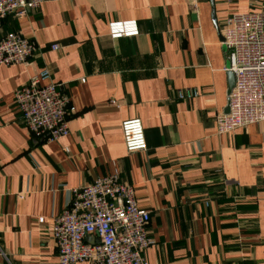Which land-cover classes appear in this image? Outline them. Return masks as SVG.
<instances>
[{
  "label": "crops",
  "instance_id": "crops-1",
  "mask_svg": "<svg viewBox=\"0 0 264 264\" xmlns=\"http://www.w3.org/2000/svg\"><path fill=\"white\" fill-rule=\"evenodd\" d=\"M259 11L264 0H44L6 19L0 37L18 33L38 51L0 66V264H58L54 218L73 190L113 173L149 213L148 264H264V122L216 130L227 103L221 24ZM116 22L138 34L111 39ZM43 68L76 110L51 143L30 136L13 98ZM188 89L198 97L176 98ZM131 119L144 152L124 149Z\"/></svg>",
  "mask_w": 264,
  "mask_h": 264
},
{
  "label": "built area",
  "instance_id": "built-area-1",
  "mask_svg": "<svg viewBox=\"0 0 264 264\" xmlns=\"http://www.w3.org/2000/svg\"><path fill=\"white\" fill-rule=\"evenodd\" d=\"M43 2L0 0V30L9 17L24 16ZM220 28L226 72L234 77L227 95L228 113L216 118L218 134H225L264 122V11L229 15ZM108 29L113 40L138 34L135 22L111 23ZM37 51L33 41L18 33L1 36L0 66L24 64ZM65 89L43 68L14 92V105L30 136L51 143L68 135L67 120L76 110ZM198 95L196 89H188L179 91L176 98L191 101ZM120 131L127 153L146 150L139 119L122 122ZM149 220V213L137 207L134 189L113 173L73 190L48 237L55 245L58 264H148L143 253L154 245L148 235ZM87 236L91 242L85 241Z\"/></svg>",
  "mask_w": 264,
  "mask_h": 264
},
{
  "label": "water",
  "instance_id": "water-1",
  "mask_svg": "<svg viewBox=\"0 0 264 264\" xmlns=\"http://www.w3.org/2000/svg\"><path fill=\"white\" fill-rule=\"evenodd\" d=\"M210 1H211V0H210ZM212 20H213V22L215 23V20H214V17H213V16H212ZM232 87H233V75H232L231 73H228V74H227V95L230 93ZM227 113H228V108H226L225 111H224V114H227ZM85 241H86V242H91L92 239H91L90 236H87V237L85 238Z\"/></svg>",
  "mask_w": 264,
  "mask_h": 264
},
{
  "label": "rangeland",
  "instance_id": "rangeland-1",
  "mask_svg": "<svg viewBox=\"0 0 264 264\" xmlns=\"http://www.w3.org/2000/svg\"><path fill=\"white\" fill-rule=\"evenodd\" d=\"M225 50V49H224ZM226 65H227V63H226ZM228 66H226V68H227ZM226 68H225V71H226ZM229 73V72H228ZM233 85H234V77H233ZM234 87V86H233ZM232 87V88H233ZM227 108V107H226Z\"/></svg>",
  "mask_w": 264,
  "mask_h": 264
},
{
  "label": "trees",
  "instance_id": "trees-1",
  "mask_svg": "<svg viewBox=\"0 0 264 264\" xmlns=\"http://www.w3.org/2000/svg\"><path fill=\"white\" fill-rule=\"evenodd\" d=\"M150 221V220H149Z\"/></svg>",
  "mask_w": 264,
  "mask_h": 264
}]
</instances>
